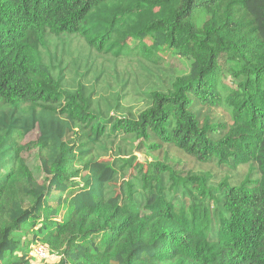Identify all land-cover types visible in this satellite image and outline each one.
I'll return each mask as SVG.
<instances>
[{"label": "trees", "instance_id": "obj_1", "mask_svg": "<svg viewBox=\"0 0 264 264\" xmlns=\"http://www.w3.org/2000/svg\"><path fill=\"white\" fill-rule=\"evenodd\" d=\"M0 264H264V0H0Z\"/></svg>", "mask_w": 264, "mask_h": 264}, {"label": "rangeland", "instance_id": "obj_2", "mask_svg": "<svg viewBox=\"0 0 264 264\" xmlns=\"http://www.w3.org/2000/svg\"><path fill=\"white\" fill-rule=\"evenodd\" d=\"M166 62H168L170 65L172 66H177L178 69L182 70L185 68V64L180 62L178 63L176 60L174 59H168ZM224 82L229 84L227 79H224ZM123 105L125 106H133V112H136L137 110H139V108L141 107L137 101L135 99H132L131 96L127 95L125 100H123L122 102ZM38 131L37 129H35L34 131L30 132L28 135L24 136L23 138H21V145H25L27 143L33 142L37 139L38 137ZM177 151L175 149H169L166 153H162L159 156V159H161L162 157L165 156V154H167V156L169 158H173V164H176L175 167L177 169V171L182 172V174H186V173H194L196 175H198V173H206L208 171H211L212 173H215L216 175V179H223L224 176H226L227 171L225 170H219L218 168H216L215 166H212L213 164H209V165H200L197 164L193 161H191V159L189 158H185L183 156H180L179 154L176 153ZM31 153V152H29ZM136 157H138V162H142L145 161V158L148 159V162L153 161V157L157 156V153L153 154L152 156H148L147 154H145L146 156H144L141 153H135ZM246 166L240 167L238 168L237 172L235 174L242 176L245 172H246ZM34 248V247H33ZM33 251V250H32ZM32 253V252H31ZM30 253V254H31ZM55 257L54 256H49L48 255V263H53L55 261ZM37 261V260H36Z\"/></svg>", "mask_w": 264, "mask_h": 264}, {"label": "built area", "instance_id": "obj_3", "mask_svg": "<svg viewBox=\"0 0 264 264\" xmlns=\"http://www.w3.org/2000/svg\"><path fill=\"white\" fill-rule=\"evenodd\" d=\"M48 250L45 246L42 245H36L33 248L32 253L30 256L36 257L38 260H47L48 259Z\"/></svg>", "mask_w": 264, "mask_h": 264}]
</instances>
